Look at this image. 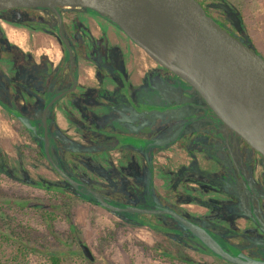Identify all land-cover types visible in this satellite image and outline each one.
<instances>
[{
	"label": "rangeland",
	"instance_id": "1",
	"mask_svg": "<svg viewBox=\"0 0 264 264\" xmlns=\"http://www.w3.org/2000/svg\"><path fill=\"white\" fill-rule=\"evenodd\" d=\"M212 2V7L217 8L215 12L235 27H240L250 43L264 55V0H212ZM61 8L65 11L79 9ZM42 12L50 15L49 11ZM102 19L98 17L96 20L104 22ZM90 21L97 34V24L92 19ZM99 24L104 26L102 22ZM8 32L9 36L24 43L23 37L26 36L24 32L16 34L11 30ZM33 34L35 38L31 35V44L36 45L37 42L40 45L37 53L47 51V55L56 61L60 55L58 43L50 36H41L35 32ZM23 45L25 48L29 47L28 44ZM135 47L139 49L137 53L136 48L132 49L130 44H127L126 57L130 72L137 65L143 67V70L156 66V61L148 57L142 48ZM32 48H35L34 45ZM114 51L115 49L111 47L110 60L115 58ZM111 64L109 74L114 76L118 73L117 78L123 82L121 86L102 91L75 90L69 94L71 96L61 99L56 105L55 111H58V116L55 114L52 118L48 131L53 145L56 144L55 149L58 148L59 154L62 155L65 166L76 178L89 187L98 189L114 204H123V201L116 197L122 194L126 198H135L133 203L137 206H174L187 216L223 222L221 220L223 206L218 207L214 202L202 205L201 202L195 201L201 196L203 199L212 200L219 197L222 200L221 194L217 191L221 180L216 178L212 180L209 174L203 177L198 174L199 172L188 171L184 174L182 170L180 175L184 177L187 174H198L199 178L201 177L200 182L197 178L179 182L172 176L179 165L190 159L188 152L181 149L177 141L188 134L192 127L196 128L201 124V120H197L192 114L193 110L199 109L194 107L195 103H188L194 99L193 89L178 78H175V81L171 80L167 74L155 76L150 71L146 76L141 67L139 72L145 79L138 84L139 81L135 78L136 85L128 87L125 77H122L121 72L115 68V62L111 61ZM92 70L87 68L88 72ZM88 81L95 83L96 80ZM41 94L31 92L26 95L19 92L16 99L20 102L27 98L34 100L33 103L20 104L29 111L41 113L44 103H34L41 102L42 97L39 96ZM2 104H0V201L4 202L6 212L12 217L7 219L3 229L10 231L16 228L17 231H23L25 227L29 228L32 235L29 241L32 247L23 259L26 264H51L49 259L51 254L60 255L63 258L62 264H190L184 257L192 258L194 261L192 264H233L207 251V247L198 239H194L186 229L179 234L173 232L172 229L183 226L168 215L117 213L93 201L88 194H81V191L79 193L73 186L62 182L60 175L52 170L48 162L37 152L38 145L33 134L26 131L21 121L8 110L12 109L14 104ZM65 121L68 124L64 127L61 122ZM210 122L212 124L208 127L213 130L212 134H215V129L224 130L222 143L229 148L231 157L241 173V169L247 168L242 164L247 163L251 157L243 153L237 140L238 135L225 125ZM96 123L101 127H95ZM90 124L94 126H89ZM142 133L148 138L140 136ZM126 144L140 147V154H130L132 158L127 156L123 148ZM154 147L165 148L156 151L152 157L147 149ZM237 150L239 152L234 156ZM246 152L248 153V150ZM257 160L258 164H254L253 168L254 178L263 159ZM129 162L131 164L126 165ZM152 163L156 165L155 171ZM178 173H174L175 177H180ZM37 180H40L41 184H37ZM152 182L157 186V188L154 186L158 193L156 196L150 192L154 188ZM223 186L226 184L223 183ZM134 189L138 193L136 197L133 196V193H136ZM60 190L67 191L70 196L60 193ZM233 190L236 191V187H233ZM241 196V193H237L236 199L232 198L233 204L240 208L244 205ZM50 198L55 200L57 198V207L52 208L57 216L46 221L36 207H42ZM14 200L29 201V205L22 207L20 203L14 204ZM243 218L234 216V225L250 233L258 232L253 220L245 221ZM148 222L155 223V226L144 224ZM158 224L162 227H157ZM252 237L246 240H239V237L237 239L240 241L239 244L246 248L254 244L262 245L260 240L263 236L254 234ZM228 238L231 241L235 240L232 235ZM82 245L88 246L93 259L84 254ZM157 247L159 250L156 251ZM231 252L236 253V250ZM260 255L264 258V251Z\"/></svg>",
	"mask_w": 264,
	"mask_h": 264
},
{
	"label": "flooded vegetation",
	"instance_id": "2",
	"mask_svg": "<svg viewBox=\"0 0 264 264\" xmlns=\"http://www.w3.org/2000/svg\"><path fill=\"white\" fill-rule=\"evenodd\" d=\"M198 1L203 5L207 13L210 14L214 19H216L223 27L238 36L240 39H243L245 43L252 45L246 34L241 31L240 27H235L233 24L229 23L226 18L215 12L217 11V8L212 7V0ZM61 7L62 6L58 7V10L60 11L62 16L61 22L59 21L57 14L48 8H35L33 10L40 16V19L36 21L16 22L7 19L3 14H0V104L13 103L14 105L12 109H8L13 116L17 117L16 114L24 113L29 116V118H31L33 122L38 121V119V122H40L41 117L43 124V111L41 113H35V111L32 112L27 110L20 103H33L34 100L27 98L22 100L21 102L18 101L16 99V94L19 92H24L26 95L31 94V92L42 93L43 95H39L42 97L41 102L35 101L34 103H50L51 100L59 93L66 92L62 97L54 102L58 104L61 99L71 96L69 94L71 92H74L75 90L102 91L103 89H113L116 86H121L123 82L121 79L117 78L119 76L118 73H115L114 76L112 74H109V72H111L109 68L112 66L111 61H114L115 64L118 62L116 65L114 64L116 66L115 68L121 72L122 77H125L128 87L136 85L134 83L135 80L139 81V84L145 79L143 76H148V73L150 71L152 72V75L154 74L155 76L158 74H167L171 80L175 81V78H178L181 81H184L183 79L175 75L172 71L168 70L157 62L156 66L148 67L145 70H143V67L137 65L135 66V68H133L132 72H130L128 70V60L126 57L128 54L127 44H130L132 49H135V46L141 48L140 46L132 41L117 25L111 22L108 18L102 17L103 15L95 11H89L81 7H79V9H68L65 11ZM43 10L49 11L50 15H46L44 12H42ZM26 11L31 14L30 11ZM14 12H21V10H13L11 12V16L14 15ZM98 17H100L101 19L103 18L102 20H104V22L101 20L100 21L102 22V24H104L105 27H102V25L99 24L101 22L96 20ZM89 18L92 19L95 24H97V34H95L94 26L91 24ZM99 25H101L100 28ZM8 30L13 31L15 34L24 32L26 35L25 38L23 37L24 43L20 42V40L16 38L9 36L10 32H8ZM34 32L41 36H50L52 40L58 43L57 45L60 50V55L57 57L56 61H54L51 56L47 55V51H44V53L43 51L37 53L40 45H38L37 42L36 45L35 43L31 44L30 40L31 35H33V37L35 36L33 34ZM23 44H28L29 47L25 48ZM32 45H34L35 48H32ZM111 47L115 49L114 60H110ZM255 48L258 51L257 47ZM137 50L139 49H135L136 53L138 52ZM70 52L72 54V59L70 57ZM259 53L263 55L261 52ZM66 56L67 58L65 62L61 66V62ZM148 57L150 56L148 55ZM107 63H109L108 66ZM83 64L84 66L82 67ZM140 67L142 68L144 75L140 74ZM87 68H92V72H88ZM65 70H67V73H65ZM88 79H95L96 81L95 83H91L88 81ZM108 81H111L113 83H107ZM187 85L195 92L194 99L189 100L188 103H195L194 107L199 109V111H196V109L195 111L193 110L195 116L193 113L192 114L194 118H196L197 120H201V124L199 125V127H192L191 131L189 132H193L191 133V135L186 134L180 139V141H177L179 147L188 152V156L190 157V159L188 162H184L179 165L178 169H175V172H173L172 176L175 179L179 180V182L188 180L189 178H197V181L200 182L201 177L199 178L198 174H201L203 177L204 175L209 174L211 175L212 180L214 178H216L217 180H221L222 182H219L220 185L218 186L217 191L219 194H221L223 199L221 200L219 197H215V202L217 203L218 207L223 206L224 208V212H221V220H223V222L217 221L219 223L218 232L220 233V235L223 234L228 244L233 247L231 248L230 246L223 245V243L221 244L229 251L236 250V253L242 251L244 253H247L248 255L263 258L261 257L260 253L264 251V238L260 240V243L262 245L254 244V246H249L248 248L241 246L239 244L240 241H238L237 238L239 237V240H246L250 238L252 239V235L254 234L264 237V156L253 147H251L245 140H242L238 135L237 140L238 143L240 142L241 144L243 153H245L247 157L249 155L251 157V159L247 160V163L242 164L246 165L247 168L245 170L241 169V173H239V170L237 169V163L231 157L229 148L226 147L224 143H222L224 130L215 129V134H212L213 130L208 127L209 124H212L210 121L224 126L223 122L214 116L213 112L209 109L207 102L203 99L199 92L188 83ZM48 97L50 98L49 100ZM164 100L165 99H163L162 102H164ZM204 103H206V105ZM55 108L56 105L54 104V106H50L48 109L47 115L50 119L48 124L52 121V118L56 114ZM38 126L39 133L43 134V129H41L40 125ZM35 136L39 137V135L36 134ZM51 143L52 139H50V150L52 155H54L53 158L55 159V161H57L60 167H62L66 172L74 177V175L70 172V169L63 163L62 155L59 154V151L55 149L53 143L52 145ZM129 146L132 147V152H126L127 156H130V158H132L130 154H140V147L131 144H129ZM162 148L165 147H154L152 149H147V152L153 157V155L156 154V151H160V149ZM246 150H248V153L246 152ZM238 152L239 150L235 151L233 155H237ZM243 153L242 155H244ZM40 155L48 162L50 168L56 171L53 165H51V163L47 159L45 152H41ZM257 158L263 160L261 161L260 170L258 169L256 171V178H254L253 168L256 163L258 164ZM244 161L246 162V159ZM128 164H131V162L127 163L126 165ZM152 165L153 171H155L154 168L156 165L154 163H152ZM181 170L184 174H186L188 171L199 173L196 175L187 174L184 177L180 175L182 172ZM177 172H179L178 174L180 175V177H175L174 173ZM57 174L59 173L57 172ZM60 177L62 182L72 186L61 175ZM37 182L41 184L40 180H37ZM223 183H225L226 186H223ZM152 184L154 185L153 182ZM252 184H255L254 187H256V189H259L260 196L258 195L259 197H257L256 199V201L258 202L257 211L253 212V214H247L246 208L248 209V201H246L243 207L240 208L239 206L233 204L232 198H235L234 194L237 191V193H241V198L245 200L248 196V193L246 191H248L249 186H251ZM233 187H236V191L233 190ZM76 189L80 190L81 188ZM95 190L102 195V193L98 189ZM110 191H112V189H110ZM230 192L233 193L231 194ZM112 193L117 194V192ZM202 194L203 192L201 193V195ZM119 195L120 196L116 195V197H119L117 199H121L123 201L122 205H135L133 203L135 198H126L122 194ZM133 196H138V193H133ZM203 198L204 197L201 196L195 201L201 202L203 205L207 200ZM170 207L174 208V206ZM234 216L244 217L243 219L245 221H247V219L253 220V224L258 229V232L250 233L248 231H245L244 229H240V227L234 225ZM258 216L260 217L261 221L257 220ZM188 217L199 223H201L202 221L203 224V219H206L200 217L194 218L193 216ZM207 219L211 220L210 218ZM206 224H204L205 227ZM230 235L234 236V241H231L228 238V236Z\"/></svg>",
	"mask_w": 264,
	"mask_h": 264
},
{
	"label": "water",
	"instance_id": "3",
	"mask_svg": "<svg viewBox=\"0 0 264 264\" xmlns=\"http://www.w3.org/2000/svg\"><path fill=\"white\" fill-rule=\"evenodd\" d=\"M60 6L87 7L108 18L157 63L194 87L217 119L264 156V56L254 45L245 43L223 27L198 0H0V10L48 8L61 22ZM154 41L169 46L170 55L157 54L153 49ZM70 57L72 59L71 52ZM65 93H59L50 103H44L43 134L29 116L24 113L16 115L26 128L43 139L47 159L74 188H81L79 191L114 212L168 215L184 227L178 228L186 229L212 253L228 262L264 264L263 258L242 251L232 253L204 225L176 208L114 204L60 167L50 150L47 112ZM95 127L101 125L96 123ZM82 249L89 259H93L87 245H82Z\"/></svg>",
	"mask_w": 264,
	"mask_h": 264
},
{
	"label": "trees",
	"instance_id": "4",
	"mask_svg": "<svg viewBox=\"0 0 264 264\" xmlns=\"http://www.w3.org/2000/svg\"><path fill=\"white\" fill-rule=\"evenodd\" d=\"M81 8H85L86 10H89V11L92 10L90 8H87V7H81ZM34 9L35 8H9V9L0 10V14H3L5 16V18L13 20V21H16V22L36 21V20L40 19V16L38 15V13L33 11ZM13 10H21V12H14V15L11 16V12ZM26 10L30 11L31 14L28 13ZM92 11H94V10H92ZM66 58H67V56L64 57V59L62 60L61 66L64 64ZM49 99L50 98L48 97V100ZM45 104H47V103H45ZM204 104L206 105V103H204ZM197 105H198V103H197ZM49 120L50 119L48 118V122H49ZM38 121H39V119H38ZM38 121H34L33 123H36L37 125H40L41 129H43L42 118L40 117V122H38ZM23 127L25 128L26 131L32 133L35 136V133H33L30 129L26 128L24 125H23ZM234 132L237 135H239L236 131H234ZM35 138L37 140V145H38L37 152L39 154H41V152L44 153L43 139L41 137H36V136H35ZM51 145H52V143H51ZM54 147H52V148H54ZM56 149H58V148H56ZM40 150H41V152H40ZM37 184H40V183L37 182ZM254 185L255 184H252L251 186H249L248 191H246L248 193V196H247V198L245 200H243L244 203L246 201H248V203H249L248 204V209L246 208V213L247 214H250V213L253 214V212H256L257 208H258L257 207L258 206V202L256 201V199H257V197L260 196V191H259V189H256V187H254ZM153 187H154V185H153ZM139 188H138V190H139ZM77 191H78V189H77ZM59 192L64 194V195H66V196H70V194H68L67 191L65 192L64 190H60ZM150 192L153 195H155V196L158 194L155 187L152 188L150 190ZM79 193H81V192L79 191ZM230 193L232 194L233 192H230ZM81 194H83V193H81ZM84 196H86V195L84 194ZM102 196L104 198H106L108 201L112 202L111 199H108L103 194H102ZM234 197L236 198V193L234 194ZM90 198L93 201H95V199L93 197L90 196ZM254 199H255V202H254ZM212 200L207 199L205 204L206 205H210L213 202L215 204H217L215 202V199H212ZM7 203H9V202H7ZM13 203L14 204L20 203L22 205V207H26L27 205H29V201H17V200H14ZM56 204H57V198H56V200H55V198H50L46 203H43L42 207H36V210L39 211V214H41V216L46 221H48V220L50 221V220H53L57 216L55 211H53V209H52V208H56L57 207ZM44 206H49L51 208H46ZM69 207H70V205H69ZM69 212H70V210L68 211V213ZM117 213H121V212H117ZM7 219H12V217L9 216L8 213L6 212V210L4 208V202L0 201V264H26V261L23 260V259L28 254L30 248L32 247V245L30 244V241H29L32 238V235H31L28 227H25L23 231H21V230L17 231L16 228H12L11 229L12 231L11 230L10 231L4 230L3 226L5 225ZM257 220L261 221L259 216L257 217ZM203 221H204V224L207 223L206 224L207 229L221 243H223V245L230 246L228 244V242L226 241V239L224 238L225 236L223 234L220 235V233L218 232L219 223L216 220H214V219L208 220L206 218V219H203ZM201 223L203 224L202 221H201ZM144 224L150 225L152 227L155 226L154 225L155 223H149L148 222V223H144ZM157 227L161 228L162 226L160 224H158ZM172 230H173V232L178 233V234L179 233H183V231L180 228H174ZM193 238L197 239L195 237H193ZM180 246L182 247V250H184L183 246L181 244H180ZM230 247L232 248L233 246H230ZM157 250H159L158 247H157L156 251ZM206 250L211 252L208 248ZM49 259L51 261L50 262L51 264H62V261H63V258L60 255H58V254H51ZM184 259L186 261H188L190 264L194 263V261L190 257H184ZM202 264H204V263H202Z\"/></svg>",
	"mask_w": 264,
	"mask_h": 264
},
{
	"label": "bare ground",
	"instance_id": "5",
	"mask_svg": "<svg viewBox=\"0 0 264 264\" xmlns=\"http://www.w3.org/2000/svg\"><path fill=\"white\" fill-rule=\"evenodd\" d=\"M153 49L160 56H163L164 57V56L170 55V48H169V46H167L164 43H161V42H158V41H154L153 42ZM182 65H183V67L191 70V68L188 65H186L185 63H182Z\"/></svg>",
	"mask_w": 264,
	"mask_h": 264
},
{
	"label": "crops",
	"instance_id": "6",
	"mask_svg": "<svg viewBox=\"0 0 264 264\" xmlns=\"http://www.w3.org/2000/svg\"><path fill=\"white\" fill-rule=\"evenodd\" d=\"M56 112V115L58 116V111H55ZM56 116V117H57ZM52 122V121H51ZM50 122V123H51ZM49 123V124H50ZM62 124H63V126L65 127V125H67L68 123L65 121L64 123L63 122H61ZM131 146H129V144H126L125 146H123V148H124V151L125 152H127V151H129V152H132V147L130 148ZM156 188H157V186L156 185H154Z\"/></svg>",
	"mask_w": 264,
	"mask_h": 264
}]
</instances>
